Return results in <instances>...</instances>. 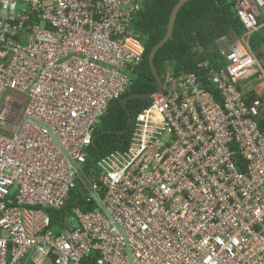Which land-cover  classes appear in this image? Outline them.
Returning a JSON list of instances; mask_svg holds the SVG:
<instances>
[{
  "label": "built area",
  "instance_id": "1",
  "mask_svg": "<svg viewBox=\"0 0 264 264\" xmlns=\"http://www.w3.org/2000/svg\"><path fill=\"white\" fill-rule=\"evenodd\" d=\"M146 1L0 0V264H264V0H235L243 35L167 65L126 148L90 163Z\"/></svg>",
  "mask_w": 264,
  "mask_h": 264
},
{
  "label": "trees",
  "instance_id": "2",
  "mask_svg": "<svg viewBox=\"0 0 264 264\" xmlns=\"http://www.w3.org/2000/svg\"><path fill=\"white\" fill-rule=\"evenodd\" d=\"M179 0H147L143 10L134 21V28L143 37L145 50L142 62L133 75L130 94H152L156 91L155 79L148 64V56L165 36L170 14ZM260 28L249 38V46L259 61H264V17L258 18ZM240 37L243 28L238 21L235 10V0H189L177 13L172 37L154 57V66L159 75H163L167 65H171L176 73L181 71H195L196 59L192 46L197 44L208 50L216 48L218 42L228 40L230 34ZM129 93L126 92L119 99L112 101L106 114L98 121L93 137V144L89 149L90 163L113 151L126 148L130 128L126 133L127 114L120 102ZM150 104V99H133L126 104L131 118H134L144 107ZM72 197L66 205L57 212H50L52 225L70 215L71 208H79V198ZM82 210H91L82 206Z\"/></svg>",
  "mask_w": 264,
  "mask_h": 264
},
{
  "label": "water",
  "instance_id": "3",
  "mask_svg": "<svg viewBox=\"0 0 264 264\" xmlns=\"http://www.w3.org/2000/svg\"><path fill=\"white\" fill-rule=\"evenodd\" d=\"M189 0H179V2L175 5V7L173 8L170 17H169V21H168V25H167V29H166V34L163 37V39L156 45L153 47V49L151 50L149 56H148V64L150 66V69L152 71L153 77L155 79V84H156V91L152 94H130L131 90L129 89L127 92L129 93L128 96H126L124 99L121 100L120 105L121 107L124 109V111L127 114L128 120H127V125H126V129L121 131L120 133H126V131L128 130V128L130 127L131 124V120L132 118L130 117L127 109H126V104L129 100H133V99H152L154 96H156L157 94H159L161 92L162 89V79L163 76L159 75L155 66H154V57L156 52L162 48V46L171 39L172 37V32H173V27H174V22L177 16V13L179 12V10L183 7V5L185 3H187Z\"/></svg>",
  "mask_w": 264,
  "mask_h": 264
},
{
  "label": "rangeland",
  "instance_id": "4",
  "mask_svg": "<svg viewBox=\"0 0 264 264\" xmlns=\"http://www.w3.org/2000/svg\"><path fill=\"white\" fill-rule=\"evenodd\" d=\"M55 232H56V233H57V232H59V227L56 229V231H55Z\"/></svg>",
  "mask_w": 264,
  "mask_h": 264
}]
</instances>
